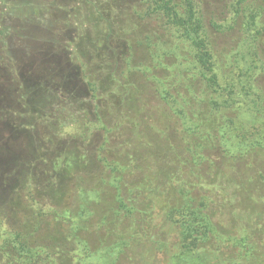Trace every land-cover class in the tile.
Segmentation results:
<instances>
[{
	"label": "rangeland",
	"instance_id": "374dc122",
	"mask_svg": "<svg viewBox=\"0 0 264 264\" xmlns=\"http://www.w3.org/2000/svg\"><path fill=\"white\" fill-rule=\"evenodd\" d=\"M166 1L0 0V264H223L201 250L170 252L179 231L166 222L170 244L146 232L133 239L132 222L118 228L120 198L159 177L134 135L145 140L177 122L142 74L154 54L166 65L181 58ZM193 1L223 75L243 49L242 23L264 29V0ZM262 67L253 84L264 90ZM228 128L231 143H264V109L243 106ZM221 149L218 168L238 154ZM252 157L264 159V150ZM182 214L164 218L181 222ZM147 220L161 227L156 218L135 228L145 230ZM217 220L223 230L225 214Z\"/></svg>",
	"mask_w": 264,
	"mask_h": 264
},
{
	"label": "trees",
	"instance_id": "16d2710c",
	"mask_svg": "<svg viewBox=\"0 0 264 264\" xmlns=\"http://www.w3.org/2000/svg\"><path fill=\"white\" fill-rule=\"evenodd\" d=\"M164 5L165 18L178 33L183 54L170 65L154 54L142 74L177 122L153 128L155 134L148 132L145 140L134 135V141H140L141 149L151 156L148 166L157 170L159 177L157 183L139 185L120 198L119 212L124 218L118 228L132 222L128 230L133 239L146 232L145 236H157L170 244L166 222L179 231L172 253L183 256L201 250L210 263L264 264V159L252 157V151L264 150V143L241 137L237 143L228 140V126L243 106L255 113L264 109V90L253 84L259 63L264 66V29L255 31L249 23H242L238 40L243 49L235 55V66L231 60L221 75L194 1L182 0L181 10L175 0ZM243 12L237 9V17ZM222 79L226 83L222 84ZM224 143L238 154H227L226 165L218 168L214 154L221 152ZM171 190L176 197L169 200ZM137 195L145 196L146 201L142 197L135 200ZM175 212L183 213L181 222L165 221V215ZM224 214L226 232L217 220ZM156 218L160 228L148 220L145 230L135 228L141 221L155 222ZM18 239L23 249L26 236L18 234ZM233 248L234 255L227 256ZM163 249L168 250L160 251Z\"/></svg>",
	"mask_w": 264,
	"mask_h": 264
}]
</instances>
